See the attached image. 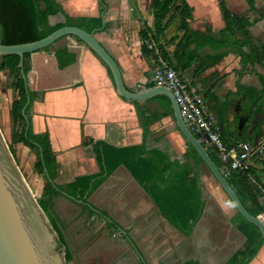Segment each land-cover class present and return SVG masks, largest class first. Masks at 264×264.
I'll list each match as a JSON object with an SVG mask.
<instances>
[{
	"label": "crops",
	"instance_id": "crops-1",
	"mask_svg": "<svg viewBox=\"0 0 264 264\" xmlns=\"http://www.w3.org/2000/svg\"><path fill=\"white\" fill-rule=\"evenodd\" d=\"M55 1L71 19L102 18L105 29L93 35L116 62L130 91H141L152 84L154 55L149 50L142 51L141 31L147 33L148 41L154 42L161 54L171 59L164 58L173 67V52L182 36L179 17L166 24L162 37H154L150 0ZM224 1L230 13L251 23L248 29L253 44L264 47V0H253V10L246 0ZM187 2L192 8L189 30L212 37L217 43V32L223 28L217 1ZM179 6L180 2L176 1L174 8ZM68 45L80 50L78 79L67 86L37 91L28 115L32 132L48 136L57 163L55 179L69 177L57 185L100 171L92 144L84 143V135L87 140L103 141L118 148L143 146L146 151L158 150L170 160L182 162L186 143L176 128L171 109L155 97L143 102L120 97L106 66L72 37L58 39L48 48V53L51 55ZM179 72L207 105L226 142L245 141L253 145L264 141V128L261 132L256 130L259 118L247 120L240 114L243 90L262 88L259 79H264V62L244 64L230 47L207 46L189 69ZM250 163L253 175L264 189V152L252 157ZM197 171L204 205L188 236L163 217L144 187L124 166H118L101 183L88 197V208H83L92 218H100L102 224L119 233L139 264H224L244 248L246 238L234 222L237 211L234 206L225 207V202L231 201L209 170L200 165ZM60 194L83 206L63 192ZM248 264H264V244Z\"/></svg>",
	"mask_w": 264,
	"mask_h": 264
},
{
	"label": "trees",
	"instance_id": "trees-1",
	"mask_svg": "<svg viewBox=\"0 0 264 264\" xmlns=\"http://www.w3.org/2000/svg\"><path fill=\"white\" fill-rule=\"evenodd\" d=\"M176 1L180 2V6L174 8ZM216 1L223 21V28L217 32L219 37L217 43L212 37L189 30L188 20L191 18L192 8L187 0H150L154 37H162L166 24L179 17L178 29L182 32V36L173 52L175 60L173 67L177 71L189 69L198 60L201 49L207 46L216 49L230 47L235 50L244 64L264 62V47L254 45L252 42L248 29L251 23L244 17L230 13L224 0ZM246 2L253 10V0H246ZM57 15H60L62 20L52 22V17ZM66 26L77 27L87 33L105 29L101 17L71 19L55 0H0V42L4 45L34 42ZM69 37L82 43L76 37ZM140 37L144 42L149 38L145 31L140 32ZM48 48L23 55L22 70L26 83L21 75L20 59L17 55L2 57L0 72L6 71L10 77L15 78L14 89L17 98L11 105V120L14 125L21 127L19 141L35 151L37 168L44 176L45 169L49 179L53 182L56 178L57 163L48 136L47 134L35 135L32 132L28 115L37 91L67 86L78 79L80 50L78 47L68 45L54 50L50 55ZM142 51H148L144 44ZM162 54L165 59L171 60L163 52ZM108 73L110 74L109 70ZM259 80L262 86L260 91L243 90L240 114L247 120L258 117L256 130L261 132L264 128V79ZM149 87H153V84ZM27 97L30 102L25 109L26 122L21 111L26 104ZM155 99L163 101L167 109H171L167 98L157 96ZM193 135L198 138L195 133ZM221 137L225 144H229L222 135ZM83 141L86 144H92L100 171L96 174L77 177L62 186L51 183L45 176L52 195L63 192L66 196L80 201L83 207L88 208L86 202L88 197L118 166H124L144 187L145 192L163 217L182 235H190L201 216L204 205L197 171L198 167L204 164L191 145L186 143V155L180 162L170 160L166 154L158 150L146 151L143 146L118 148L103 141L87 140L85 135ZM206 151L220 170L221 165L215 155L207 149ZM226 180L247 212L264 222V204L260 201L257 190L250 185L246 174L231 172ZM36 201L56 233L58 241L61 242L47 204L43 200ZM234 222L238 223V230L245 236L246 243L242 250L235 252L224 264H248L264 243L258 228L247 222L238 212ZM68 258V252H65L64 260L67 261Z\"/></svg>",
	"mask_w": 264,
	"mask_h": 264
},
{
	"label": "water",
	"instance_id": "water-1",
	"mask_svg": "<svg viewBox=\"0 0 264 264\" xmlns=\"http://www.w3.org/2000/svg\"><path fill=\"white\" fill-rule=\"evenodd\" d=\"M73 36L89 48L109 70L117 94L132 102H143L157 96L168 99L176 128L185 143L191 145L200 156L215 181L227 195L235 210L249 223L256 226L264 243V222L250 215L226 178L210 158L204 146L186 127L178 105L171 92L164 87H149L141 91H130L123 83L120 69L108 52L96 41L93 33L77 27L66 26L50 35L29 43L4 45L0 42V59L8 55L19 57L21 75L22 59L26 53H33L50 47L58 39ZM30 99L27 97L22 115L26 122L25 109ZM46 178L53 183L44 169ZM54 184V183H53ZM0 264H64L62 250L57 236L45 214L38 205L0 133Z\"/></svg>",
	"mask_w": 264,
	"mask_h": 264
},
{
	"label": "rangeland",
	"instance_id": "rangeland-1",
	"mask_svg": "<svg viewBox=\"0 0 264 264\" xmlns=\"http://www.w3.org/2000/svg\"><path fill=\"white\" fill-rule=\"evenodd\" d=\"M60 20V15L52 17L54 23ZM14 83L15 78L0 72V133L34 198L43 200L50 210L61 237L57 242L63 257L68 252L64 264H139L127 241L112 227L96 216L92 218L83 206L60 193L51 194L44 174L36 166L35 151L19 141L21 127L12 123L11 105L17 98ZM68 178L61 176L53 183L62 184Z\"/></svg>",
	"mask_w": 264,
	"mask_h": 264
},
{
	"label": "built area",
	"instance_id": "built-area-1",
	"mask_svg": "<svg viewBox=\"0 0 264 264\" xmlns=\"http://www.w3.org/2000/svg\"><path fill=\"white\" fill-rule=\"evenodd\" d=\"M144 45L154 55L153 86L164 87L171 92L186 127L198 136L197 139L205 149L215 155L221 165L222 175L226 178L231 172L245 173L264 204V189L251 172L250 163L252 157L264 152V141L253 145L245 141L225 144L220 128L210 117L207 105L194 93L182 74L164 59L154 42L147 40Z\"/></svg>",
	"mask_w": 264,
	"mask_h": 264
},
{
	"label": "clouds",
	"instance_id": "clouds-1",
	"mask_svg": "<svg viewBox=\"0 0 264 264\" xmlns=\"http://www.w3.org/2000/svg\"><path fill=\"white\" fill-rule=\"evenodd\" d=\"M225 207H226V208H232L233 205H232L231 202H225Z\"/></svg>",
	"mask_w": 264,
	"mask_h": 264
}]
</instances>
